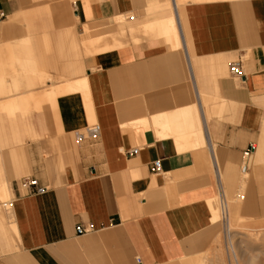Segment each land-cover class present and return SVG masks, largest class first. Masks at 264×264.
Returning <instances> with one entry per match:
<instances>
[{"label":"crops","instance_id":"1","mask_svg":"<svg viewBox=\"0 0 264 264\" xmlns=\"http://www.w3.org/2000/svg\"><path fill=\"white\" fill-rule=\"evenodd\" d=\"M0 114V264H220L221 193L264 220V0H0Z\"/></svg>","mask_w":264,"mask_h":264},{"label":"rangeland","instance_id":"2","mask_svg":"<svg viewBox=\"0 0 264 264\" xmlns=\"http://www.w3.org/2000/svg\"><path fill=\"white\" fill-rule=\"evenodd\" d=\"M189 0H177L179 9ZM121 22L125 23L122 18ZM52 107V105H51ZM35 110L36 108H30ZM4 115L0 114V121ZM35 113H23V119L28 121L29 140L33 141L38 139L37 136L32 134V124L34 123ZM8 118L14 120V115ZM94 122H89L93 125ZM74 148L79 145L73 137ZM1 165V163H0ZM0 173L2 174L1 168ZM246 176L241 174L240 179H245ZM0 179H3L0 177ZM4 181V180H3ZM229 219L227 224L221 221L218 223L220 227L219 240H218V261L220 264H264V220L246 219L241 214L243 191L239 192L235 197L229 196ZM6 201L11 202L12 198L7 200H0V206ZM215 206H219V200L214 201ZM235 214L237 217L234 219ZM221 217V216H220ZM219 217V218H220ZM235 222V223H234ZM231 224V225H230ZM231 228V230H229ZM3 234H0V243L3 241ZM2 253V252H1Z\"/></svg>","mask_w":264,"mask_h":264},{"label":"built area","instance_id":"3","mask_svg":"<svg viewBox=\"0 0 264 264\" xmlns=\"http://www.w3.org/2000/svg\"><path fill=\"white\" fill-rule=\"evenodd\" d=\"M1 17H4V15H1ZM126 19L133 20L134 18L130 16H126ZM229 74L231 77L236 78V79L245 78L242 62L238 61V62L232 63L229 66ZM100 133H101L100 125L98 124L88 125L85 130L76 134L75 136L76 143L78 145H81L82 143H85L88 141H95L99 137ZM137 153H138V150H133V151H128L127 155L131 157L133 155H136ZM250 159H251V151L248 150L247 152L244 153V156H243V163H242V173L243 174H245L249 168ZM153 172L156 174L161 173V165L159 161L154 163ZM22 186L27 189H30L31 192L34 194L42 195L47 191V189L39 186L37 180L29 178V177L24 178L22 180ZM218 200H219V207L222 213L221 222L223 224H227L228 219H229V202L223 193H221ZM95 231L96 229L93 224H88L87 226L77 225L75 229L77 236L89 235V234L94 233ZM137 262L141 264V261L139 259H137Z\"/></svg>","mask_w":264,"mask_h":264},{"label":"bare ground","instance_id":"4","mask_svg":"<svg viewBox=\"0 0 264 264\" xmlns=\"http://www.w3.org/2000/svg\"><path fill=\"white\" fill-rule=\"evenodd\" d=\"M157 27V26H156ZM157 29H158V27H157ZM167 34H172L176 39H177V35H176V33H175V24H174V22L172 21V23H171V26H170V28H168V32H166V33H164V32H162V36L163 35H167ZM191 149V148H190ZM218 208H219V206H218ZM220 211H221V209H220ZM220 214H218V218L220 217L219 216ZM221 219H222V213H221ZM235 223V222H234ZM231 225V224H230ZM229 230H231V228H229Z\"/></svg>","mask_w":264,"mask_h":264}]
</instances>
